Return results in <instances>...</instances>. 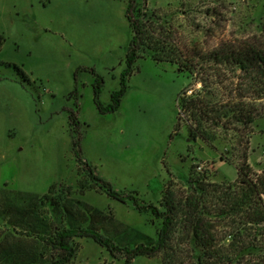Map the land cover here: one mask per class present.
<instances>
[{
    "label": "rangeland",
    "instance_id": "obj_1",
    "mask_svg": "<svg viewBox=\"0 0 264 264\" xmlns=\"http://www.w3.org/2000/svg\"><path fill=\"white\" fill-rule=\"evenodd\" d=\"M126 4L0 0V61L12 64L0 66V210L4 202L23 208L29 195L38 201L51 190L49 196L81 200L110 217L98 225L118 243L134 241L137 234L156 237L160 220L139 213L130 201L109 197L89 180L75 156L73 136L79 138L81 158L114 190L134 191L156 206L170 182L180 196L191 166L195 174L207 170L210 182L234 181L243 148L252 171L264 170V119L251 125L244 147L229 135L214 147L190 140L186 121L191 117L178 112V95L182 90L189 95L200 84L177 63L154 60L149 50L136 59L119 108L97 110L95 75L103 80L99 100L106 105L125 67L131 38ZM139 7L147 15L155 12L166 49L187 56L226 45L264 47V0H140ZM70 110L79 121L76 132L68 121ZM36 211H49V206ZM6 235V246L17 238L35 240L22 233ZM73 243V264H162L160 255L136 256L127 263L114 259L91 238L76 237ZM225 247L223 242L212 252L221 255Z\"/></svg>",
    "mask_w": 264,
    "mask_h": 264
},
{
    "label": "trees",
    "instance_id": "obj_2",
    "mask_svg": "<svg viewBox=\"0 0 264 264\" xmlns=\"http://www.w3.org/2000/svg\"><path fill=\"white\" fill-rule=\"evenodd\" d=\"M139 1L126 0L125 16L131 38L119 88L111 92L110 102L106 105L99 100L103 80L91 70L95 75L93 101L97 110L104 114L119 108L136 59L149 50L154 60L177 63L200 84L191 94L182 90L178 95V112L191 117L190 123L186 121L190 140L199 138L214 147V142L229 135L238 144L246 146L251 125L264 119V47L226 45L207 54L192 50L188 56L172 47L166 49L160 40L162 28L155 24V12L147 15L139 7ZM261 28L263 32L264 23ZM11 65L0 61V66ZM179 118L177 126L180 125ZM68 121L76 132L79 125L76 111L68 112ZM72 145L78 162L94 185L117 201H130L139 213L160 220L156 237L137 234L134 241L118 243L116 236L98 225L110 217L81 200L49 196L51 190H48L47 194L37 198L38 201L29 195L25 199L28 204L23 208L4 202L5 208L0 210V219L6 221L0 229V264H73V239L76 237L93 239L112 258L124 259L126 263L136 256L160 255L162 264H264V170L261 173L252 171L246 148L236 164L234 181L210 182L206 178L207 170L195 174V166H191L180 196L174 193L170 182L164 187L159 206H156L138 199L134 191L114 190L81 158L79 138L73 136ZM43 204L49 206V211L37 212V207ZM15 231L35 239L34 242L26 240L24 243V239L17 238L19 240L10 245H4L6 233L19 234ZM223 242H226L223 254L213 253L212 250ZM47 249L51 253L49 258L45 255Z\"/></svg>",
    "mask_w": 264,
    "mask_h": 264
}]
</instances>
